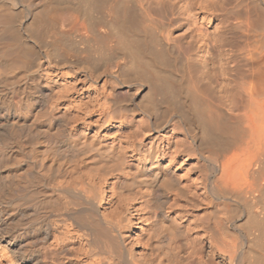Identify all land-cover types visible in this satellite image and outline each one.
<instances>
[{"label":"bare ground","instance_id":"obj_1","mask_svg":"<svg viewBox=\"0 0 264 264\" xmlns=\"http://www.w3.org/2000/svg\"><path fill=\"white\" fill-rule=\"evenodd\" d=\"M0 264H264V0H0Z\"/></svg>","mask_w":264,"mask_h":264},{"label":"rangeland","instance_id":"obj_2","mask_svg":"<svg viewBox=\"0 0 264 264\" xmlns=\"http://www.w3.org/2000/svg\"><path fill=\"white\" fill-rule=\"evenodd\" d=\"M218 59H215L214 60V62H213V65H212V68H211V73H210V75H209V77L208 78H211V80L215 83V86H216V84H219V81H220V74H218L219 73V71H218ZM187 68V67H186ZM190 75V74H189ZM189 78V77H188ZM207 78V79H208ZM207 79H204L203 81H201V84H208V82L209 81H207ZM199 85V84H198ZM197 85V86H198ZM217 88H220V87H217ZM217 90L218 89H214V91H213V93H212V95H211V97L212 98H216L217 97ZM180 123V122H179ZM179 123H177V122H172L170 125L172 126V129H175L174 130V132L176 133V135L177 136H179L180 138L179 139H181V141L183 142V143H186V145L189 143V142H191L190 140V137H189V135H187L188 134V132L185 130V128H184V126H181L182 124H179ZM150 132H151V135L152 136H156V135H158V134H155V132H154V128H151L150 129ZM183 140H187V141H183ZM182 143V145H184L185 146V144H183ZM236 151V149H231L229 152H227L226 154H224V156L222 157V159H221V161L222 162H224L225 160H227L234 152ZM192 154V153H191ZM191 154L190 153H188V154H184V156H185V158L187 159V160H189L190 159V157H191ZM187 156V157H186ZM189 156V157H188ZM226 162V161H225ZM204 164V165H203ZM189 166V167H188ZM188 166H186L185 165V168H184V171H186V172H188L189 173V176L190 177H193V178H199L200 179V181H201V183L203 182V181H205L206 180V175H208L209 174V171H206V170H208V167H206L207 165H205V162L203 163V161H199V163H197V161L196 162H194L192 165H190V164H188ZM186 167H187V169H186ZM207 168V169H206ZM191 170V171H190ZM208 173V174H207ZM217 174V173H216ZM216 174H213L212 175V179H214V178H218V175H216ZM223 215H224V213H222ZM222 214H220L219 215V217L220 216H222ZM205 215H206V217H208V218H212V214H211V212H210V210H207L206 212H205ZM223 217V216H222ZM210 219H208V223H207V225H212V220L210 221ZM185 234H183V237L181 236L179 239V242H180V245H182L181 246V248H185L186 247V245H187V240H186V235L184 236ZM182 240V241H181ZM181 242L182 243H186V244H184L185 246L183 247V244H181ZM184 250V249H183Z\"/></svg>","mask_w":264,"mask_h":264}]
</instances>
